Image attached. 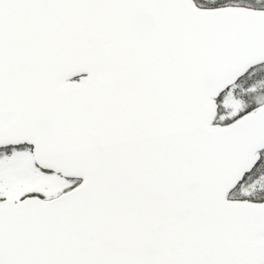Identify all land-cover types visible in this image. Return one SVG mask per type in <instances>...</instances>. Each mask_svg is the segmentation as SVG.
<instances>
[{"label": "snow or ice", "instance_id": "obj_1", "mask_svg": "<svg viewBox=\"0 0 264 264\" xmlns=\"http://www.w3.org/2000/svg\"><path fill=\"white\" fill-rule=\"evenodd\" d=\"M0 264H264V0H0Z\"/></svg>", "mask_w": 264, "mask_h": 264}]
</instances>
